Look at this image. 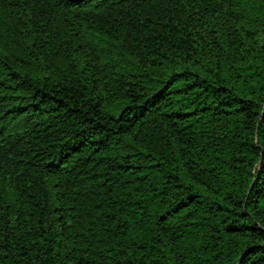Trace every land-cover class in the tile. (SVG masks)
I'll use <instances>...</instances> for the list:
<instances>
[{"label":"trees","instance_id":"16d2710c","mask_svg":"<svg viewBox=\"0 0 264 264\" xmlns=\"http://www.w3.org/2000/svg\"><path fill=\"white\" fill-rule=\"evenodd\" d=\"M0 264H264V0H0Z\"/></svg>","mask_w":264,"mask_h":264}]
</instances>
